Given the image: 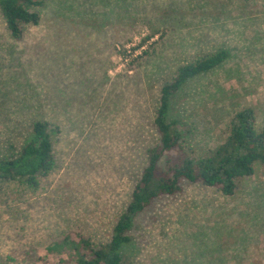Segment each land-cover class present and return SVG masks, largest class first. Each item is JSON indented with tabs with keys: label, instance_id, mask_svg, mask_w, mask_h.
I'll list each match as a JSON object with an SVG mask.
<instances>
[{
	"label": "rangeland",
	"instance_id": "rangeland-1",
	"mask_svg": "<svg viewBox=\"0 0 264 264\" xmlns=\"http://www.w3.org/2000/svg\"><path fill=\"white\" fill-rule=\"evenodd\" d=\"M40 23L12 38L0 13V157L47 121L56 171L37 191L0 179V261L31 264L78 233L110 241L159 142L161 88L178 68L226 59L173 94L191 156L210 155L234 114L264 128V0H37ZM144 39V40H142ZM150 45L128 65L116 46ZM122 264H264V167L233 196L201 185L155 200L133 222Z\"/></svg>",
	"mask_w": 264,
	"mask_h": 264
},
{
	"label": "trees",
	"instance_id": "trees-1",
	"mask_svg": "<svg viewBox=\"0 0 264 264\" xmlns=\"http://www.w3.org/2000/svg\"><path fill=\"white\" fill-rule=\"evenodd\" d=\"M37 0H0V13L15 40L22 38L28 27L41 20ZM227 56L222 50L178 68L161 88L154 119L159 142L147 150V163L137 180L130 203L118 217L109 242L99 247L78 233H68L46 246L31 264H122V248L130 242L134 220L155 200L174 196L185 184L212 188L223 196H233L244 178L254 174L255 163L264 167V128H258L253 109L234 114L229 134L210 155L191 156L184 146L186 122L168 119L170 100L190 79L211 71ZM58 128L47 121L31 126L32 138L19 151L0 157V179L39 190L41 182L57 169L51 133ZM0 264H28L4 263Z\"/></svg>",
	"mask_w": 264,
	"mask_h": 264
},
{
	"label": "built area",
	"instance_id": "built-area-1",
	"mask_svg": "<svg viewBox=\"0 0 264 264\" xmlns=\"http://www.w3.org/2000/svg\"><path fill=\"white\" fill-rule=\"evenodd\" d=\"M129 44L124 46H116L117 52L120 56H122L121 61L123 65H128L132 60L141 56L143 52L147 49V47L150 45V42L147 41L146 43H144L143 41H138V43L136 44Z\"/></svg>",
	"mask_w": 264,
	"mask_h": 264
}]
</instances>
